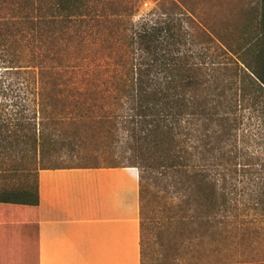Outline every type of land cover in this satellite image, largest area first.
Returning <instances> with one entry per match:
<instances>
[{
	"label": "trees",
	"instance_id": "obj_1",
	"mask_svg": "<svg viewBox=\"0 0 264 264\" xmlns=\"http://www.w3.org/2000/svg\"><path fill=\"white\" fill-rule=\"evenodd\" d=\"M140 1L0 0V158L14 177L64 148L128 149L129 164L76 167L138 170L143 264L148 185L181 238L243 215L264 224V163L247 157L239 113L248 103L264 124V0L236 49L242 75L201 51L178 4L134 21ZM38 168L33 184L0 186V203L36 206Z\"/></svg>",
	"mask_w": 264,
	"mask_h": 264
},
{
	"label": "rangeland",
	"instance_id": "obj_2",
	"mask_svg": "<svg viewBox=\"0 0 264 264\" xmlns=\"http://www.w3.org/2000/svg\"><path fill=\"white\" fill-rule=\"evenodd\" d=\"M258 2L259 0H141L134 21L141 20L146 15L156 16L166 11L172 3L178 4L179 9H176L175 13L181 16L186 28L194 31L201 51L209 55L213 54L218 63L226 62L233 72L236 71L242 75L243 72L239 68L242 65L236 62L235 53L236 51L239 53L236 49L240 42L242 43L245 30L254 21L259 7ZM228 47L231 48L230 52ZM226 49L227 51L223 52ZM18 88L19 84L15 83L12 90L16 92ZM247 104H244V110L242 108L239 110L243 119L242 128L245 139L250 135L248 142L243 143V147L247 157L252 155L259 160V166L264 163V124L260 128L261 119L257 116L258 112L250 110ZM32 108L33 106L27 103L23 111L28 113ZM18 109L21 107L9 106L5 113L12 114ZM88 139L97 142L94 137ZM110 142L112 141L108 138L107 144L103 145L106 150L95 153L96 159L70 158L67 148H64L52 160L43 162L36 160L35 162L31 157L24 158L23 162L32 169L28 176L23 174L8 176L9 173L3 171L7 169L9 158L2 157L0 158V186H13L19 182L33 184L34 171L38 166L129 164L127 160L129 150L124 149V151L120 148V144H117V148L110 149ZM100 145L102 147V143ZM87 154L88 152L82 149L77 155L85 158ZM23 156H31V153L24 152ZM148 187L149 192L145 199L147 229L144 231L143 264H264V224L257 221L251 222L249 220L251 216L243 215L235 224L232 223L231 218L227 219L225 225L218 226L217 231L208 227L207 224V231L203 227L201 232L181 238L179 232L175 230V222L171 227L169 226L176 209L170 203L162 205L160 198H157L155 194V188L152 185ZM180 226L182 225L178 224V227ZM194 235L196 236L192 237ZM182 239L184 244L179 245Z\"/></svg>",
	"mask_w": 264,
	"mask_h": 264
},
{
	"label": "crops",
	"instance_id": "obj_3",
	"mask_svg": "<svg viewBox=\"0 0 264 264\" xmlns=\"http://www.w3.org/2000/svg\"><path fill=\"white\" fill-rule=\"evenodd\" d=\"M36 178V206L0 203V264H140L136 168H38Z\"/></svg>",
	"mask_w": 264,
	"mask_h": 264
}]
</instances>
